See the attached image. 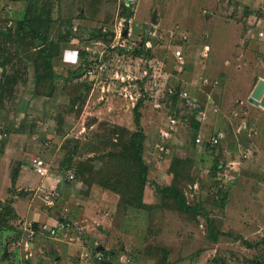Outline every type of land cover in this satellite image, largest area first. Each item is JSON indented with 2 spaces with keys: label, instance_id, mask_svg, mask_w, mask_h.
<instances>
[{
  "label": "rangeland",
  "instance_id": "rangeland-1",
  "mask_svg": "<svg viewBox=\"0 0 264 264\" xmlns=\"http://www.w3.org/2000/svg\"><path fill=\"white\" fill-rule=\"evenodd\" d=\"M0 2V27L13 26L24 3H11L9 8L7 1ZM52 3L53 36L71 30V39L65 45L63 57L58 55L53 61L59 78L53 82L50 95L47 84L39 86L38 94L33 93V67L25 58L23 78L18 80L11 96L0 99V128L7 133L0 142V199H12V207L16 202L28 201L43 212L51 211L35 194V184L20 189L14 185L10 189L15 169L19 175L28 173L38 183L41 177L29 164L38 155L50 163L49 173L40 184L44 188L38 194L63 190L67 200L59 204L60 208L52 209L54 214L60 216L62 209L79 211L91 223L89 232L76 239L87 249H82L88 253L84 264H101L103 259L96 257L95 242L106 252H112V264H161L164 256L168 264H264V107L249 101L257 83L264 81V0H137L130 7L118 0ZM124 11L131 14L125 15ZM121 21L123 31L127 29L131 35L126 37L125 48L107 51V58H115L112 71L94 82V91L98 92L92 93L89 83L93 80L83 74L66 80L83 64L84 57L79 52L92 40L89 37L101 26L113 29ZM148 31L150 55H131L132 43L139 44ZM110 33L114 35L113 30ZM105 42L108 46L110 39ZM177 49L182 52L183 63L174 56ZM116 55L124 61L117 62ZM121 75L130 80L126 82L131 84L129 90L142 96L150 106L165 101L173 85L204 104L205 117L199 115L201 125L194 143L187 125L178 121L175 127H167V108L153 113L156 122L150 125L145 146L151 173L144 201L157 206L148 211L119 209L118 196L98 185L82 193L80 180L68 181L65 171L58 170L64 156L60 143L71 141L69 146L78 140L83 144L96 126L93 123L86 128L89 118L112 119L107 115L113 113L108 109L107 98L123 114L122 105L129 99L122 96L123 84L115 78ZM183 105L179 99L177 107L182 109ZM68 107L72 109L65 113ZM97 107L101 108L100 113L94 112ZM116 118L111 122L131 127L130 117ZM59 120H63L60 126ZM218 133L223 138L216 147L207 148L196 142L199 135L207 139ZM158 142L167 148L160 161L155 147ZM88 157L80 150L74 162ZM172 157L187 161L188 177L180 186L187 203L197 205L195 213L161 205L155 191V185L172 182ZM217 160L223 166L213 176L212 167ZM86 196L90 200L87 203L83 199ZM93 212V217L102 216L99 222L91 218ZM19 217L14 225L20 231ZM16 230L0 228V264H80L78 253L66 260L69 246L63 243H57L62 263L54 262L55 253L49 250L51 240L42 236L29 244L27 252L32 254L27 256L21 245L15 246L20 238ZM5 250L10 253L3 255Z\"/></svg>",
  "mask_w": 264,
  "mask_h": 264
},
{
  "label": "trees",
  "instance_id": "trees-1",
  "mask_svg": "<svg viewBox=\"0 0 264 264\" xmlns=\"http://www.w3.org/2000/svg\"><path fill=\"white\" fill-rule=\"evenodd\" d=\"M6 1L12 4L24 3V8L13 26L0 27V68L2 69L0 72V99L11 96L18 80L23 78L26 69L25 63H23L25 58L28 62L30 61L33 67V93L38 94L39 86L47 84L50 89L47 95H50L53 91V82L59 78L54 69L53 61L62 50L61 44L70 41L71 30L65 34H57L56 37L53 36L52 0ZM123 14H131V11H124ZM262 15L264 17V12ZM150 33L148 31L144 34L138 46L130 52L131 55H150ZM95 38L108 41L111 40L112 33L105 34L98 29L88 40ZM10 48L15 49V51L10 53ZM23 52L28 53L23 55ZM79 53L84 57L83 64H80L72 74H69L67 79L65 78L66 80L84 74V70L91 63L83 48ZM10 65L11 70H8ZM13 66L15 69H13ZM89 84L92 87V82ZM173 86L176 91L181 89L177 85ZM179 99L177 93L169 94L167 92L165 101L153 102L151 106L144 102L142 96L137 101H124V110L130 113L131 127L112 123L105 119L89 118L86 122V128L93 125V123L96 126L84 138L83 144H79V141L76 140L68 146L71 141L66 140L65 143L60 145V149L64 150V156L58 164V170H72L74 179L80 180L83 184L82 193H87L92 185H98L106 191L113 192L118 196L117 206L121 210H152L157 205L144 201V191L150 182L149 176L151 173L150 164L145 157V146L148 138L146 128L150 121L156 122L153 113H162L163 109L167 108V117L174 114L181 124L190 128L193 143L201 125L199 115L204 110V104L201 100L196 101L195 105L190 108L183 107L184 109H180L177 107ZM71 109L72 107H68L65 113ZM62 121H58L59 126L62 125ZM204 144L207 148L218 145H210L208 142ZM80 150L84 151L89 157L74 162V156ZM222 166V162L217 160L212 167V175L214 176L215 171L220 170ZM169 172L172 174L170 184L161 187L155 185V191L160 197L161 205L163 203L166 207L170 206L187 214L195 213L197 205L192 206L187 203L180 186L181 181L188 177L187 161L179 157H172ZM18 175L19 172L15 169L10 178L12 184L10 189L15 188L14 185ZM217 193L218 196L222 195L220 190ZM224 198L225 194L220 199L224 200ZM11 202H13L12 199H0V228L15 231L16 226L14 224L18 219V215L15 208L10 205ZM16 231L19 235L20 231ZM262 241H264V238ZM101 251L104 254L101 264H112L110 259L112 252H106L105 249ZM164 257L161 259V264H168Z\"/></svg>",
  "mask_w": 264,
  "mask_h": 264
},
{
  "label": "built area",
  "instance_id": "built-area-1",
  "mask_svg": "<svg viewBox=\"0 0 264 264\" xmlns=\"http://www.w3.org/2000/svg\"><path fill=\"white\" fill-rule=\"evenodd\" d=\"M120 3H122L126 7H130L131 5L135 4L137 0H118ZM123 20V19H122ZM100 30L102 33H109L111 30H113L114 35L112 36L110 40V44L107 46L106 42L102 38H95L92 39L90 42H88L84 47V51L88 55V59L91 60V63L89 66L84 70V78L88 80H93V85H95V81L99 78H102L106 75V73H109V71H112L113 67V59L107 58V51L108 50H115V49H123L126 47V37H129L131 34L127 33V29L123 31L122 29V21L118 22V25L113 27L111 29L110 27L103 25L100 27ZM128 35V36H126ZM132 48L138 46V44L132 43ZM130 47V46H129ZM206 50V49H205ZM204 50V51H205ZM174 56L178 60L179 63H183V55L180 50H176L174 52ZM117 62H123L124 59L121 56L116 55ZM119 68V67H118ZM116 73L118 71H115ZM115 78H118L119 81L122 82L123 85H121V94L125 99H129L130 101H137L140 97L137 96L133 92L129 90L128 87H131V84L126 83L127 81H130L126 79L127 77L124 75L121 76H115ZM169 94H175L177 93L180 100L184 102L185 108H190L191 106H194L196 101L195 99L189 94L188 91L184 89L177 90L173 87H170L167 91ZM200 115L202 118L205 117L204 110L200 112ZM178 119L173 115H169L166 120L167 127L173 128L177 125ZM7 136V133L0 129V142L5 139ZM223 138L222 133H218L216 135H211L207 139H204L203 136L199 135L196 139V142L198 144H202L205 142H208L210 145H217L219 141ZM157 152H158V160H162L164 155L167 152V148L164 146L163 143L158 142L155 145ZM31 169L41 178H45V176L48 175L49 169H50V163L45 161L40 156L32 157L29 161ZM65 179L68 181L74 180V174L72 170L67 169L64 172ZM225 177H228L225 175ZM39 190L35 191V194L40 198L42 201V205L47 209L55 208L57 205V200L59 198V193L56 190H51L48 192H44L43 195L38 194ZM20 229V238L15 241V246H22L23 249L27 252L29 250V244L38 236H44V237H52L55 238L58 234L63 233V235H67L68 232H76L79 235H82L85 233V228L81 226L78 222H73L68 219L66 215H61L54 224H47V223H38L34 220H22L21 224L19 225ZM26 255H31V253L27 252ZM97 259L101 260L104 257V254L101 250H98L96 252Z\"/></svg>",
  "mask_w": 264,
  "mask_h": 264
},
{
  "label": "crops",
  "instance_id": "crops-1",
  "mask_svg": "<svg viewBox=\"0 0 264 264\" xmlns=\"http://www.w3.org/2000/svg\"><path fill=\"white\" fill-rule=\"evenodd\" d=\"M5 2H6V0H5ZM0 4H2L1 2H0ZM16 4H18V3H16ZM7 5L8 6H6V7H9V8H11L12 6V4L10 3H8L7 2ZM22 11V10H21ZM87 44V43H86ZM86 44H84V46L86 45ZM65 45H66V43H62L61 44V52L58 54L59 55V57H63V55L65 54ZM83 46V45H82ZM83 46V47H84ZM61 61V60H60ZM1 68H0V72H1ZM96 85V84H95ZM95 85H93V83H92V89H91V91H92V93H96V92H98V91H94L95 90V87L97 86H95ZM108 99V101H110V103H108L110 106L108 107V109H110V110H113V113H112V111L110 112V113H108L107 115L109 116V117H111L112 119H108V120H110V121H112V122H114V118H116V117H120V116H122V117H124V119L125 118H127V117H130V113H128L127 111H125L124 110V108H125V106L124 105H122V109H123V114L122 113H120V112H118V111H116V104L114 103V104H112L113 102L111 101V100H109V98H107ZM101 108H102V106H100ZM113 107V108H112ZM101 108H99V107H97V109H95L96 111H94V112H98V113H100V110L99 109H101ZM112 108V109H111ZM94 110V109H93ZM117 119V118H116ZM130 119V121H131V117L129 118ZM151 123H155L154 121H150L149 122V124L147 125V133L149 134V128H150V125H151ZM129 127H130V125H128ZM149 136V135H148ZM35 137V136H34ZM46 138V137H45ZM50 137L49 136H47V138L46 139H49ZM50 140V139H49ZM60 145H61V143H60ZM46 151V150H45ZM44 151V152H45ZM38 156V155H37ZM42 158V157H41ZM44 179L45 178H41L39 181H38V183L36 184V179H34V178H32V177H30V176H28V173H27V175H19L18 177H17V179H16V182H15V186L17 187H19L18 189H20V186H24V185H27V186H30V185H32V184H35V186H33V187H36V189H35V191L36 190H40V189H42L43 190V185L41 186L40 184H43L44 183ZM33 180V181H32ZM35 181V182H34ZM34 182V183H33ZM68 185V184H67ZM69 187H71V190H72V186H69ZM56 191L59 193V198H58V205H56L57 206V208L56 209H58V208H60V205L59 204H64L65 202H66V200H67V198H66V194H65V192L62 190V191H60V190H57L56 189ZM61 196V197H60ZM90 196V195H89ZM89 196H86V197H84L83 199H86L85 200V202L87 203L88 201H90L89 200ZM115 200H116V197H115ZM28 201H21V202H16V203H14V208H15V210H16V213H17V215H18V217L20 216L21 218H22V220H34V221H37L38 223H47V224H54L55 223V221L59 218V217H61V215H66L67 217H68V219L69 220H71V221H73V222H78L81 226H83L84 228H85V233L86 232H89V228H90V225H91V223H89L88 222V218L87 217H85V216H83L82 215V213L81 212H79V211H74V210H61V212H60V216H58V215H56V213L54 214V210H56L55 208H54V210H52L51 209V211H48V213L47 212H43V210H40L38 207H34L31 203H27ZM117 202V201H116ZM85 203V204H86ZM83 204V203H82ZM52 212V213H51ZM94 213L95 212H93L92 213V215H90L91 216V218L94 220V222H99V220H101V217H99L98 216V214H95V217H93L94 216ZM19 217V218H20ZM84 233V234H85ZM86 235V234H85ZM42 237H44V236H42ZM78 237H83L82 235H79L78 233H76V232H68V234L67 235H63V233H60V234H58L55 238H52V237H44V238H46V240L47 239H50L51 241H50V243L52 244L51 246L52 247H49L50 249V252H53V253H55V257H54V259H55V261L54 262H61L62 263V258H61V256H62V254H61V249H60V247H59V245L57 244V243H63L64 245H68L69 246V248L68 249H66V251H65V256H66V260H68L69 258L67 257V256H73V255H75V253H78L77 254V258L79 259V263L80 264H84V263H86L87 262V256H88V253H85L83 250H87L86 249V247L83 245V243L81 242V243H79L78 241H76V239H78ZM79 243V244H78ZM97 245H95L96 247H95V250L97 249V251L98 250H102L103 249V247H101L97 242H95ZM77 245V246H76ZM83 249V250H82ZM46 250V249H45ZM10 251V250H9ZM8 250H7V254H9L10 252H9ZM30 251H32L31 249H30ZM48 252V251H47ZM80 252V253H79ZM31 254H32V252H31ZM3 255H4V253H3ZM88 264H90V263H88Z\"/></svg>",
  "mask_w": 264,
  "mask_h": 264
},
{
  "label": "water",
  "instance_id": "water-1",
  "mask_svg": "<svg viewBox=\"0 0 264 264\" xmlns=\"http://www.w3.org/2000/svg\"><path fill=\"white\" fill-rule=\"evenodd\" d=\"M155 13L153 12L151 17V22L155 23ZM249 101L255 105L263 106L264 107V81L260 80L257 85L255 86L254 90L249 97ZM4 255H7V250L4 251Z\"/></svg>",
  "mask_w": 264,
  "mask_h": 264
},
{
  "label": "clouds",
  "instance_id": "clouds-1",
  "mask_svg": "<svg viewBox=\"0 0 264 264\" xmlns=\"http://www.w3.org/2000/svg\"><path fill=\"white\" fill-rule=\"evenodd\" d=\"M73 62H75V54L73 55ZM123 259V258H122Z\"/></svg>",
  "mask_w": 264,
  "mask_h": 264
}]
</instances>
